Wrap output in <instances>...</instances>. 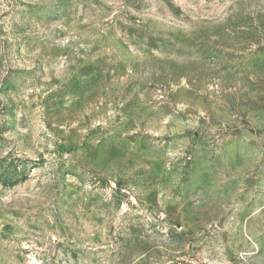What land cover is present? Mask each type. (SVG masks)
<instances>
[{
	"label": "rangeland",
	"instance_id": "1",
	"mask_svg": "<svg viewBox=\"0 0 264 264\" xmlns=\"http://www.w3.org/2000/svg\"><path fill=\"white\" fill-rule=\"evenodd\" d=\"M0 264H264V0H0Z\"/></svg>",
	"mask_w": 264,
	"mask_h": 264
}]
</instances>
